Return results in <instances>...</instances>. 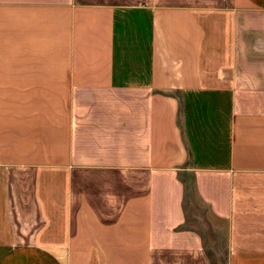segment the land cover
<instances>
[{"label":"crops","instance_id":"crops-1","mask_svg":"<svg viewBox=\"0 0 264 264\" xmlns=\"http://www.w3.org/2000/svg\"><path fill=\"white\" fill-rule=\"evenodd\" d=\"M0 264H264V0H0Z\"/></svg>","mask_w":264,"mask_h":264}]
</instances>
